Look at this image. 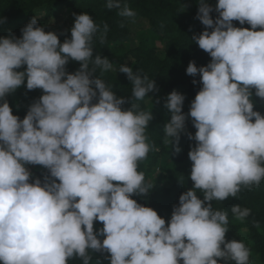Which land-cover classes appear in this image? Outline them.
<instances>
[{"label":"clouds","instance_id":"clouds-1","mask_svg":"<svg viewBox=\"0 0 264 264\" xmlns=\"http://www.w3.org/2000/svg\"><path fill=\"white\" fill-rule=\"evenodd\" d=\"M106 7L124 18L136 16L122 0H106ZM74 16L71 37L63 43L36 18L21 37H0V262L68 264L78 258L90 264L93 252L107 253L108 264H250V248L226 239L228 211L214 209L212 202L237 198L264 180V115L251 99L255 89L264 100V0H218L215 9L199 0L196 18L205 28L192 39L211 60L199 68L190 61L186 68L202 83L187 115L183 94L173 90L165 99V145L180 151L188 116L196 129L187 134L196 141L188 152L192 188L179 196L167 223L131 198L147 197L154 187L138 170L150 152L159 151L146 134L153 115L135 101L158 92L155 81L94 55L100 26L88 13ZM107 31L105 24L101 44ZM70 60L80 64L71 73ZM97 69L126 75L133 86L130 107H122L128 101ZM25 80L28 90L43 94L20 119L5 97ZM29 164L48 170L43 182H29ZM230 212L241 222L251 214L239 204ZM95 221L103 227L94 229Z\"/></svg>","mask_w":264,"mask_h":264},{"label":"trees","instance_id":"trees-1","mask_svg":"<svg viewBox=\"0 0 264 264\" xmlns=\"http://www.w3.org/2000/svg\"><path fill=\"white\" fill-rule=\"evenodd\" d=\"M206 2L215 9L218 0ZM122 3L136 13L134 20L119 16L116 9L109 10L106 0H0V17L6 18L5 22L0 24V37L9 36L10 33L17 38L21 37V29L33 18H36L38 26L44 31L54 25L57 28L58 22L55 33L61 43L71 37L74 14L88 13L100 26L101 33L103 26L107 24L105 43H100L101 33L94 37V55L97 53L107 57L114 67L123 64L132 67L134 72L139 71L141 75H147L149 79L154 80L158 88V92L150 93L144 100L135 101L143 110L151 111L153 115L146 134L149 142H154L159 151L150 152L148 159L140 162L138 170L145 174L147 180L152 181L154 187L147 197L133 195L131 198L156 210L167 223L173 206L179 204V196L192 188V162L188 152L190 147L195 146L196 141L189 140L187 134L194 135L196 129L192 118L188 116L185 132L181 133L179 141L180 151L177 153L170 145H165L162 142L163 128L170 119V113L164 103L170 92L178 91L185 96L182 111L186 115L189 113L191 101L202 87V83L199 75L189 76L186 68L190 61L199 68L206 66L211 60L210 55L201 50L192 39L194 35L200 34L205 26L196 18L199 0H122ZM210 15L215 20L219 14L214 10ZM139 22H144L146 28L133 31V26ZM233 25L250 28L247 23L241 25L238 21H233ZM79 67V62L70 60L66 70L71 73ZM25 68L26 65L17 71H24ZM96 75L103 79L118 97L128 101L123 108L131 106L134 102L131 97L133 86L125 74L119 71L101 72L97 69ZM194 79L196 84H193ZM252 93L254 110L264 115V100L255 95V89H252ZM42 94V89L28 90L25 80L24 85L8 94L5 99L13 114L23 119L29 106ZM25 167L32 173L30 183L36 178L43 182L44 176L49 174L47 169L39 165L29 164ZM197 195L203 199L202 193L197 192ZM212 204L214 209L228 211L229 231L226 233V239L242 240L251 250L250 264H264V180L258 187L242 190L237 198L230 197L222 202L213 201ZM237 204L251 210L250 216L243 222L235 220L230 212L231 207ZM253 221L259 222L258 228L253 226ZM102 227L101 222H94V229ZM245 228L246 232L243 231ZM89 254L92 257L90 264H108L105 258L107 253ZM68 264H82V261L75 258L69 260ZM219 264L232 262L220 260Z\"/></svg>","mask_w":264,"mask_h":264},{"label":"rangeland","instance_id":"rangeland-1","mask_svg":"<svg viewBox=\"0 0 264 264\" xmlns=\"http://www.w3.org/2000/svg\"><path fill=\"white\" fill-rule=\"evenodd\" d=\"M56 25H57V28H58V22L56 23ZM56 27H55V25L54 26H50L48 29H46L45 31L46 32H48V31H52V32H56V30H57V28L55 29ZM146 28V26H145V23L144 22H139V23H137V24H135L134 26H133V31H138V30H144ZM144 32H146V31H144ZM158 42H156V44H157ZM155 44V45H156ZM160 171V170H159ZM158 171L156 170V173H157Z\"/></svg>","mask_w":264,"mask_h":264}]
</instances>
